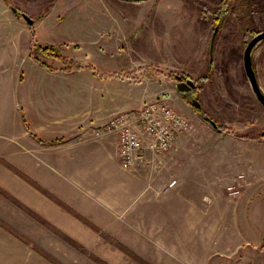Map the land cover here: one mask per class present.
<instances>
[{"label": "rangeland", "instance_id": "1", "mask_svg": "<svg viewBox=\"0 0 264 264\" xmlns=\"http://www.w3.org/2000/svg\"><path fill=\"white\" fill-rule=\"evenodd\" d=\"M222 1L228 0H0V224L12 231L0 228V264H264L261 225L262 235L256 238H262L261 245L251 242L256 216L264 222V107L243 67L247 42L264 29V0H250V7L242 6V0H230L226 6ZM53 7L57 9L49 18ZM21 12L34 25H28ZM35 43L49 47L48 53L36 52ZM29 52L44 65L32 61ZM251 60L264 94V40L254 46ZM176 75L194 81L192 96L176 91ZM161 94L186 128L169 149L147 148V163L123 166L118 148L119 165L148 171L152 156L160 155L161 160L175 153L176 163L170 162L169 169L181 170L180 194L185 196L184 188L192 186L189 190L200 191L207 206H240L247 195H254L260 206L253 216L249 210L243 230L248 237L207 234L209 239L199 241L195 253L193 249L187 256H167L169 247L161 238L155 243L130 225L103 230L95 215L89 217L61 200L31 174L37 165L47 171L64 165L57 158L70 156L69 150L60 148L55 159L36 163L34 147L65 142L53 133L69 130L68 124L92 121L81 119L89 107L106 106L103 122L120 114L137 131L139 125L131 116L150 113L149 104ZM179 98L183 108L177 104ZM190 98L200 102L199 110ZM114 109L118 111L111 112ZM204 113L224 129L215 128ZM84 125L86 138L87 133L99 139L109 132L119 137V130L96 136ZM82 163L75 160V168ZM23 168L31 172L28 185L14 173ZM227 212L234 218L232 207ZM163 227L168 236L173 233L168 222Z\"/></svg>", "mask_w": 264, "mask_h": 264}, {"label": "crops", "instance_id": "2", "mask_svg": "<svg viewBox=\"0 0 264 264\" xmlns=\"http://www.w3.org/2000/svg\"><path fill=\"white\" fill-rule=\"evenodd\" d=\"M56 9L57 7H53L47 16L52 17ZM55 16L57 15L55 14ZM49 23L59 24L57 21H49ZM32 25H34V21ZM178 100L177 104L179 103V106L183 108V100L181 98ZM100 109L102 110H91L89 107L91 112L87 110L81 117L83 121L87 117H91L92 121L81 122L76 126L68 124L69 130H58L53 133L52 136H60L61 141L66 140L62 144L36 143L34 147L35 150H38L35 158L36 163L39 159L42 161H46L47 158L55 159L56 151L65 148V151L69 150L71 155L57 158L58 161L63 160L64 165L59 164L60 166L56 168L51 166V171L41 170L42 168L37 165V170L40 173L37 170L31 173L24 168L23 172L26 175L31 173L35 179L55 193L58 198L72 203L73 207L85 210L89 217L95 215V221L103 230L112 232L115 225H119L118 230L130 225V228L135 229V232L145 234L149 240H153L155 243L157 239L161 238L164 245L169 247L167 256L189 255L187 252L193 251L195 246H199V241L209 239L207 234L221 239L226 235L240 238L242 234L248 237L249 234H244L243 230L248 223L249 210L253 216V212L260 206V202L254 200V195H247L246 201L240 206L238 202H225V206L223 203L217 202L216 206H207L202 204L200 191L189 190L193 188L192 186L184 188L185 196L180 194L177 188L180 186L182 176H179V172L181 170L174 168V172L169 169L170 162L176 163L175 153H169L161 160L160 155L152 156V164L147 166L150 167L148 171L122 168L117 157L119 148L117 132H109L99 139L90 138L89 133H87V138L84 137V124L89 125L90 129H94L105 120L106 106L100 107ZM117 111L114 109L111 112ZM79 127L81 128L79 129ZM37 128L39 129V127ZM74 140L76 143L82 144L76 145ZM79 151L82 153L79 154ZM19 152L22 154L21 151ZM75 160H82L83 163L75 168ZM180 165L185 166L184 163ZM164 168L167 169L168 175H164ZM159 174H162L163 177L159 178ZM169 174L178 175V178L169 179ZM172 181L174 183L170 185ZM22 182L26 183V180ZM151 189L154 190V193H151ZM155 192L161 193L156 194ZM195 197H199L200 200H196ZM231 207L234 209V218L228 217L227 211ZM205 208H209V211L202 212ZM213 209H218V211L210 215L209 212ZM61 214L64 212L61 211ZM158 214L160 215L155 216ZM204 216H207V219H203ZM256 219L257 230L253 235L254 241L247 238L244 240L248 243L251 241L253 245L257 241L254 246L258 247L261 245L262 238L256 239L257 233L262 235L259 225H261L262 231L264 222H260L258 216ZM167 222L171 224L173 229L170 236H168L166 228L163 227ZM54 223L60 224L62 229L66 227L59 220L54 221ZM207 223L210 224V230L206 227ZM197 250L198 248H195L194 253ZM45 262L47 263V261Z\"/></svg>", "mask_w": 264, "mask_h": 264}, {"label": "built area", "instance_id": "3", "mask_svg": "<svg viewBox=\"0 0 264 264\" xmlns=\"http://www.w3.org/2000/svg\"><path fill=\"white\" fill-rule=\"evenodd\" d=\"M164 95L149 104L150 113L141 116H131L134 123L138 124L137 131L132 130L130 120L117 114L94 127V134L101 135L111 130H119V155L123 166L147 163L145 150L160 152L169 149L175 137L186 128L184 120L167 106ZM159 115L156 116V114ZM155 115V116H154ZM122 122H125L122 124ZM174 181L170 183L173 184Z\"/></svg>", "mask_w": 264, "mask_h": 264}, {"label": "water", "instance_id": "4", "mask_svg": "<svg viewBox=\"0 0 264 264\" xmlns=\"http://www.w3.org/2000/svg\"><path fill=\"white\" fill-rule=\"evenodd\" d=\"M10 9L12 10V12L17 13V8L11 6ZM22 15V17L25 19L26 23L30 26H32L33 24V19L28 16L27 14L21 12L20 13ZM261 40H264V29L257 32L246 44L244 51H243V67H244V72L249 80V83L251 85L252 91L254 92L257 100L260 102V104L263 105L264 107V94L261 92L258 84H257V80H256V76H255V72L252 66V60H251V52L254 48V46ZM176 78L179 80L181 77L179 75H176ZM176 89L178 92L184 94L186 92L190 93V90L192 87L195 86V83L192 79L188 78L186 81H182L181 83H176L175 84ZM191 103L194 106L200 107V102L194 98L190 99ZM203 118L207 119V116L203 114ZM215 128V122L210 120L209 121ZM261 135L264 136V131L261 133Z\"/></svg>", "mask_w": 264, "mask_h": 264}, {"label": "trees", "instance_id": "5", "mask_svg": "<svg viewBox=\"0 0 264 264\" xmlns=\"http://www.w3.org/2000/svg\"><path fill=\"white\" fill-rule=\"evenodd\" d=\"M229 2H230V0H228L227 2H223L222 1V3H224L225 5L224 6H226V4H229ZM242 2H243V4H242V6L243 5H245V7H247V5H248V7H250V5H249V3H250V0H242ZM51 5V3H49V8L47 9L48 11L50 10V7H52V5ZM222 8H221V10L222 9H224V7L223 6H221ZM217 22V21H216ZM34 49L36 50V52H38V53H40V54H47L48 53V49H49V47H42L41 45H39V44H34ZM212 49V48H211ZM31 52V51H30ZM29 52V57L32 59V61L34 60V62H37V63H39V64H41V65H44V63L43 62H41L40 60H39V58L37 57V56H35V55H33V54H31ZM210 53H211V51H210ZM209 53V56H211V54ZM211 65V64H210ZM209 70V69H208ZM207 72H209L210 73V71H207ZM209 73L205 76V78H209L208 77V75H209ZM195 107V109L196 110H199V107H197V106H194ZM204 115H206L207 116V119H205V120H207V121H210V120H212V121H214L212 118H210L207 114H205L204 113ZM215 122V125H216V128L218 129V130H223L224 128L220 125V123H218V122H216V121H214ZM14 173L15 174H17V176H19L20 178H22L23 180H26V178H27V175L26 174H24L23 172H20V171H14ZM0 227L1 228H3V229H5L6 231H8L9 233H12V231L10 230V229H7V228H5V227H3L1 224H0ZM13 235H14V233H13ZM16 237V236H15ZM18 238V237H17ZM19 239V238H18ZM19 240H21L22 242H24L25 240H23V239H19ZM25 243V242H24ZM25 244H28V243H25ZM29 245V244H28Z\"/></svg>", "mask_w": 264, "mask_h": 264}, {"label": "flooded vegetation", "instance_id": "6", "mask_svg": "<svg viewBox=\"0 0 264 264\" xmlns=\"http://www.w3.org/2000/svg\"><path fill=\"white\" fill-rule=\"evenodd\" d=\"M181 77V76H180ZM188 79V77H181L179 80L176 78V76H175V83H181L182 81L184 82V81H186ZM194 88H195V86L194 87H192L191 88V90H190V93L189 92H186V93H184V95H187V94H189V95H193V90H194ZM190 99H192V98H190Z\"/></svg>", "mask_w": 264, "mask_h": 264}, {"label": "bare ground", "instance_id": "7", "mask_svg": "<svg viewBox=\"0 0 264 264\" xmlns=\"http://www.w3.org/2000/svg\"><path fill=\"white\" fill-rule=\"evenodd\" d=\"M111 118H112V117H111ZM111 118H109L108 120H110ZM108 120H107V121H108Z\"/></svg>", "mask_w": 264, "mask_h": 264}]
</instances>
